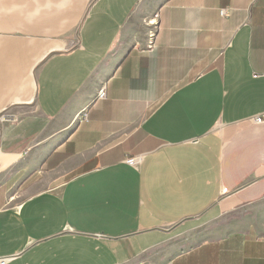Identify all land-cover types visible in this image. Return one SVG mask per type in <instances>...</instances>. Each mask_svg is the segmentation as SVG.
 Listing matches in <instances>:
<instances>
[{"label": "crops", "instance_id": "obj_1", "mask_svg": "<svg viewBox=\"0 0 264 264\" xmlns=\"http://www.w3.org/2000/svg\"><path fill=\"white\" fill-rule=\"evenodd\" d=\"M1 115L7 264H264V0H0Z\"/></svg>", "mask_w": 264, "mask_h": 264}, {"label": "built area", "instance_id": "obj_2", "mask_svg": "<svg viewBox=\"0 0 264 264\" xmlns=\"http://www.w3.org/2000/svg\"><path fill=\"white\" fill-rule=\"evenodd\" d=\"M225 13H226L225 10H222L220 12L221 16H224ZM149 25L151 27H153L148 32V35H147V38H148V46H147V49L151 51L152 48H153V45H154V39H155V34H156V25L153 24V22H149ZM97 98L98 99H101V100L106 98V92H105V89L104 88H102L101 90H99L98 95H97ZM3 117L4 116L1 115L0 116V119H3ZM80 119H81V121H86L87 120V116L86 115H83V117L80 118ZM263 121H264V119L263 118H259V117L255 118L253 120V122L255 124H261ZM139 161H140V158H132V159H130V160L127 161V164L130 165V166H137L138 163H139ZM11 259L12 258H0V264H7Z\"/></svg>", "mask_w": 264, "mask_h": 264}, {"label": "trees", "instance_id": "obj_3", "mask_svg": "<svg viewBox=\"0 0 264 264\" xmlns=\"http://www.w3.org/2000/svg\"><path fill=\"white\" fill-rule=\"evenodd\" d=\"M46 168H42V171H45ZM37 179H39V174L35 173L33 174L28 180L27 182L23 185L24 188H26L27 186H29L31 183L35 182Z\"/></svg>", "mask_w": 264, "mask_h": 264}]
</instances>
